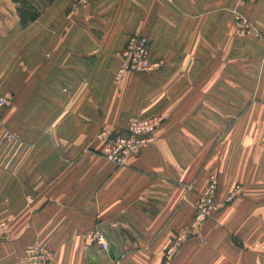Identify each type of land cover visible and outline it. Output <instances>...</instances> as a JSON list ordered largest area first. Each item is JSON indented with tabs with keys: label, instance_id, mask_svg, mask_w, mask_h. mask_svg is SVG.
<instances>
[{
	"label": "crops",
	"instance_id": "0c3cea01",
	"mask_svg": "<svg viewBox=\"0 0 264 264\" xmlns=\"http://www.w3.org/2000/svg\"><path fill=\"white\" fill-rule=\"evenodd\" d=\"M76 1L0 0V264L32 247L49 264H162L176 240L172 264H264V0ZM134 32L162 66L116 82ZM156 116L126 165L90 152L101 129ZM212 178L221 207L194 228Z\"/></svg>",
	"mask_w": 264,
	"mask_h": 264
},
{
	"label": "built area",
	"instance_id": "2783aa9c",
	"mask_svg": "<svg viewBox=\"0 0 264 264\" xmlns=\"http://www.w3.org/2000/svg\"><path fill=\"white\" fill-rule=\"evenodd\" d=\"M87 0H77L75 5L84 4ZM243 2L248 0H242ZM243 30L253 32L256 37L262 34L254 30L249 22L242 19ZM121 67L117 78H121L126 72L147 73L159 69L162 62H154L151 59L150 41L146 35L140 32L133 33L124 49L120 53ZM11 97H0V109L7 107ZM159 118H148L132 123L126 132L112 135L109 131H104L99 135L103 144V156L118 165H124L128 159L138 154L142 147L151 144L156 140L155 129L160 124ZM218 187L216 181L212 180L203 191L195 204V216L193 226L199 228L209 219L213 212L218 211L221 207L216 201ZM241 188H237L229 195L228 202L233 201L240 193ZM86 240L96 244L103 251L109 250V244L105 233L101 230H90L86 234ZM174 250L168 253L164 264H171V256ZM51 252L45 247H34L28 250V259L31 264H47L50 261Z\"/></svg>",
	"mask_w": 264,
	"mask_h": 264
},
{
	"label": "rangeland",
	"instance_id": "374dc122",
	"mask_svg": "<svg viewBox=\"0 0 264 264\" xmlns=\"http://www.w3.org/2000/svg\"><path fill=\"white\" fill-rule=\"evenodd\" d=\"M45 1H47V0H44V2ZM241 2H243L242 0H241ZM245 2V1H244ZM25 6V5H24ZM24 6H23V8H24ZM26 7V6H25ZM22 8V7H21ZM242 20H239V18H238V25H239V27L241 26V28H243V25H242ZM260 32V31H259ZM135 33V32H134ZM141 33V32H140ZM261 33V32H260ZM133 34V33H132ZM131 34V35H132ZM130 35V36H131ZM145 35V34H144ZM153 61V60H152ZM120 62H121V59H120ZM154 62H162V61H154ZM120 67H121V64H120ZM161 68V67H160ZM159 68V69H160ZM120 70V69H119ZM119 70L117 71V73H116V75H115V79H116V82H118V81H120L122 78H123V76L125 75V74H127V73H133V72H126V73H124L123 74V76L121 77V78H117V75H118V73H119ZM157 70V69H156ZM5 96H7V95H4V96H0V97H5ZM8 107V106H7ZM6 108V107H5ZM5 108H3V109H0V126L2 125V119H1V114H2V111L5 109ZM159 117H161V116H156V117H151L152 119H154V118H159ZM146 119H148V118H146ZM161 120H160V124H159V126L155 129V137H156V140L153 142V143H155L156 141H157V139H158V137H157V134H158V131L160 130V128L162 127V125H163V123L165 122V118L164 117H161L160 118ZM141 120H144V119H139V120H135V121H132V122H130L129 123V125H128V127L126 128V130L124 131V132H126L127 130H128V128H129V126L132 124V123H134V122H137V121H141ZM104 131H109V132H111V134L112 135H116V133H119V132H112L109 128H103V129H101L99 132H98V134L96 135V140L101 144V149H99V151H97V152H95V151H93V150H91L90 152H92V153H94V154H96V155H100L102 158H104V159H106L104 156H103V154H102V150H103V144H102V142H101V140L99 139V135L102 133V132H104ZM122 133V132H121ZM6 138H7V140H9V141H12V140H14L15 139V136L12 134V133H7V135H6ZM153 143H151V144H153ZM130 159V158H129ZM128 159V160H129ZM107 161H109L108 159H106ZM110 162H112V161H110ZM113 164H115L116 166H118V167H120V166H124V165H126V164H124V165H118V164H116V163H114V162H112ZM212 180H215L216 181V185H217V187H218V182H217V179H215V178H212L211 180H210V182L212 181ZM210 182H209V184H210ZM208 184V185H209ZM237 188H241V191H243V187H242V185H236L235 186V188L233 189V191L235 190V189H237ZM206 189V188H205ZM233 191H232V193H233ZM218 192V191H217ZM231 193H229L228 194V196L225 198V202H228L227 200H228V198H229V195H230ZM240 194H242V192L240 193ZM239 194V195H240ZM238 195V196H239ZM237 196V197H238ZM236 197V198H237ZM235 198V199H236ZM234 199V200H235ZM233 200V201H234ZM198 201V200H197ZM233 201H231V202H233ZM231 202H229V203H231ZM219 211V210H218ZM218 211H215V212H213L212 213V215L209 217V219L210 218H212ZM194 222V221H193ZM206 222V221H205ZM4 228H8V222H5V223H1L0 224V230L1 229H4ZM200 228V227H199ZM87 234V233H86ZM86 234H85V240H86ZM187 234H188V232H187ZM201 239V238H200ZM87 241V240H86ZM108 241V240H107ZM88 242V241H87ZM176 244H177V240L174 242V243H172V245L166 250V252H165V254H164V257H163V261H162V264H164L165 263V261H166V257L168 256V253H170V252H172L173 250H174V253L176 252ZM32 248H34V247H32ZM46 248V247H45ZM31 248H29V249H27L26 251H25V261H26V264H31L30 262H29V259H28V250H30ZM48 249V248H47ZM49 250V249H48ZM50 251V250H49ZM51 252V251H50ZM175 255V254H174ZM174 255L173 256H171V260H172V262H173V259H174ZM52 260V252H51V258H50V261ZM50 261L47 263V264H49L50 263ZM172 264V263H171Z\"/></svg>",
	"mask_w": 264,
	"mask_h": 264
},
{
	"label": "trees",
	"instance_id": "16d2710c",
	"mask_svg": "<svg viewBox=\"0 0 264 264\" xmlns=\"http://www.w3.org/2000/svg\"><path fill=\"white\" fill-rule=\"evenodd\" d=\"M20 12V19H21V23L22 24H27L28 22L30 21H34L36 20L40 13L32 8H28V7H25L24 8H20L19 10Z\"/></svg>",
	"mask_w": 264,
	"mask_h": 264
}]
</instances>
